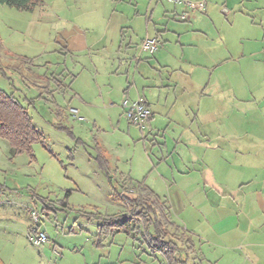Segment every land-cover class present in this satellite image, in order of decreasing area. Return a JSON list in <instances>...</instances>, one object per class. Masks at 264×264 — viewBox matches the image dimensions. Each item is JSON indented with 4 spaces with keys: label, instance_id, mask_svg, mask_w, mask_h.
<instances>
[{
    "label": "crops",
    "instance_id": "1",
    "mask_svg": "<svg viewBox=\"0 0 264 264\" xmlns=\"http://www.w3.org/2000/svg\"><path fill=\"white\" fill-rule=\"evenodd\" d=\"M189 1L194 9L156 0H43L32 12L8 9L0 40L11 50L0 51V63L31 60L20 64L34 99L43 77L67 86L53 94L54 113L71 127L59 124L107 135L110 142L82 145L90 157L101 151L112 181L143 183L165 203L171 222L194 236L200 264H264V0ZM99 4L105 14L80 20L86 10L78 7ZM145 39L158 41L154 54L141 51ZM125 99L149 109L145 129L125 119ZM32 210L18 216L28 224L22 249L1 239V264H164L121 234L95 247L97 224L87 221L89 256L75 246L53 262L54 242L30 252Z\"/></svg>",
    "mask_w": 264,
    "mask_h": 264
},
{
    "label": "rangeland",
    "instance_id": "2",
    "mask_svg": "<svg viewBox=\"0 0 264 264\" xmlns=\"http://www.w3.org/2000/svg\"><path fill=\"white\" fill-rule=\"evenodd\" d=\"M99 6L100 4L94 10L89 6L78 7L87 11L83 12L84 17L80 20L88 22L86 16L90 13H101L104 10L105 14V7ZM8 9L10 8L0 5V28H3L6 22L5 15L11 11ZM71 9L75 10L74 7ZM49 23L47 22L45 27L47 39H49L47 36H50V39L55 36L49 30ZM34 45L37 47V41ZM48 46L50 48L51 41ZM42 47L44 45L40 48ZM8 48L0 40V51L7 53L11 50ZM48 60L52 61L54 58L50 57ZM0 66L6 65L0 63ZM16 75L15 73L7 75L12 85L0 76V89L8 94L13 93L17 100L29 107L31 123L43 136L44 142L43 145L39 143L32 145L33 159H30L26 154L10 156L7 144L0 140V241L7 240L11 246L22 249V242L25 241L23 234L28 224L24 217L20 219L18 216L26 214L28 206L33 208V211L48 215L44 227L48 242L43 246L54 242L59 255L65 251L68 253L75 246H83V254L89 256L88 246L86 248L85 245L93 227L86 224L83 217L95 212L101 215L116 214L125 207L115 198V193L96 160L89 156L92 151L83 145H77L76 141L80 139L91 146L94 141L106 139L110 142V139L102 132L97 134L95 130L89 132L90 125L85 124L84 129L85 127L88 129L85 132L72 131L75 141L67 133L55 129L53 125L59 123L71 127L70 120L57 119L54 107L50 103L34 100L35 89H31L29 93L25 83ZM56 100L65 108V101L60 98ZM64 201L67 202L66 208L60 204ZM81 227L86 229L81 231ZM118 236L128 238L123 234ZM30 245L32 250L30 252L37 251L35 246ZM59 257L51 255L53 262Z\"/></svg>",
    "mask_w": 264,
    "mask_h": 264
},
{
    "label": "trees",
    "instance_id": "3",
    "mask_svg": "<svg viewBox=\"0 0 264 264\" xmlns=\"http://www.w3.org/2000/svg\"><path fill=\"white\" fill-rule=\"evenodd\" d=\"M42 3L43 0H0L1 6L19 12H32ZM23 61L31 64V60L20 59V63ZM20 63L0 66V76L10 82L7 75L15 73L23 82L24 76ZM42 80L45 88L40 90L34 100H42L45 96L46 101L57 108L53 94L64 92L67 86L53 75L43 77ZM28 108L27 105L17 100L13 93L8 94L0 89V140L7 144L12 157L26 154L33 159L32 145L36 143L43 145L44 142L43 136L31 123ZM53 126L58 131L70 135L75 141L76 138L71 129L61 124ZM76 144L82 145L83 142L77 139ZM93 152V158L109 180L115 198L125 206L123 214L101 215L95 212L83 217L85 221L97 224V233L94 237L95 247H100L102 242L109 237L123 234L144 247L151 258L156 259V256H159L164 264H200L194 236L171 222L165 203L143 183H132L125 180L113 182L109 176L105 157L98 148H93ZM60 204L64 208L67 207L66 201Z\"/></svg>",
    "mask_w": 264,
    "mask_h": 264
},
{
    "label": "built area",
    "instance_id": "4",
    "mask_svg": "<svg viewBox=\"0 0 264 264\" xmlns=\"http://www.w3.org/2000/svg\"><path fill=\"white\" fill-rule=\"evenodd\" d=\"M158 2H168L174 5H185L190 9H194L196 6L193 5L189 0H156ZM199 8H203V4L198 5ZM183 18V17H182ZM158 41L156 39H145L140 44L141 51L152 55L158 49ZM121 108L123 110V116L128 121L129 124L138 128L139 130H143L147 127L150 119L151 112L149 109L143 104L141 100L129 101L124 100L121 104ZM70 113L75 118L76 111L71 109ZM31 221L33 224V228L29 235L30 243L36 248H40L43 244L48 242V238L46 234L38 229V225L41 223L43 217L40 213L36 211H31L30 213ZM56 256H59V252L55 249Z\"/></svg>",
    "mask_w": 264,
    "mask_h": 264
}]
</instances>
